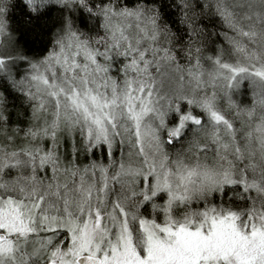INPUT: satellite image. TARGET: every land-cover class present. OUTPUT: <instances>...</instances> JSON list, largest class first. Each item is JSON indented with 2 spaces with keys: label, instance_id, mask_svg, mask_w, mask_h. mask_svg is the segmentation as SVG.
<instances>
[{
  "label": "snow or ice",
  "instance_id": "6c2138e0",
  "mask_svg": "<svg viewBox=\"0 0 264 264\" xmlns=\"http://www.w3.org/2000/svg\"><path fill=\"white\" fill-rule=\"evenodd\" d=\"M0 264H264V0H0Z\"/></svg>",
  "mask_w": 264,
  "mask_h": 264
}]
</instances>
